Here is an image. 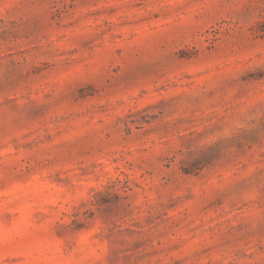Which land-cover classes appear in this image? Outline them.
<instances>
[{"label": "rangeland", "instance_id": "1", "mask_svg": "<svg viewBox=\"0 0 264 264\" xmlns=\"http://www.w3.org/2000/svg\"><path fill=\"white\" fill-rule=\"evenodd\" d=\"M0 264H264V0H0Z\"/></svg>", "mask_w": 264, "mask_h": 264}]
</instances>
